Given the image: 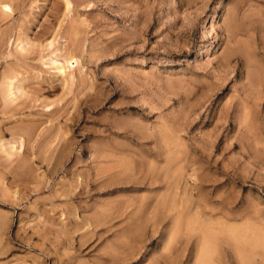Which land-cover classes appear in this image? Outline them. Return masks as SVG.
<instances>
[{"label":"rangeland","instance_id":"rangeland-1","mask_svg":"<svg viewBox=\"0 0 264 264\" xmlns=\"http://www.w3.org/2000/svg\"><path fill=\"white\" fill-rule=\"evenodd\" d=\"M0 264H264V0H0Z\"/></svg>","mask_w":264,"mask_h":264},{"label":"bare ground","instance_id":"bare-ground-1","mask_svg":"<svg viewBox=\"0 0 264 264\" xmlns=\"http://www.w3.org/2000/svg\"><path fill=\"white\" fill-rule=\"evenodd\" d=\"M9 8H10V7H9ZM71 58L74 59L75 57L73 56V57H71ZM74 60L78 62V58H75ZM60 70H61V69H60Z\"/></svg>","mask_w":264,"mask_h":264}]
</instances>
